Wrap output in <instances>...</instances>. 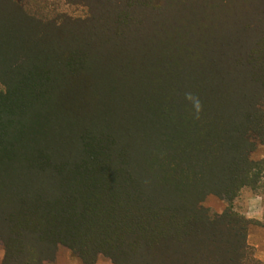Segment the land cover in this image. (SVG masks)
<instances>
[{"label": "trees", "instance_id": "obj_1", "mask_svg": "<svg viewBox=\"0 0 264 264\" xmlns=\"http://www.w3.org/2000/svg\"><path fill=\"white\" fill-rule=\"evenodd\" d=\"M142 41L139 59L119 66L110 53L98 61V49L74 48L66 55L54 53L58 69L37 60L26 73L17 65L6 70L10 82L3 81L7 90L0 94V139L9 140L5 163L13 175L4 181L11 187L6 194L20 198L16 207L28 219L29 212L40 218L43 203L56 210L44 222L29 219L24 227L16 226L21 235L25 230L41 236L28 246L37 254L36 264L53 258L57 242L87 264L97 253L118 264H167L171 243L185 246L200 235L211 238L209 218L200 206L203 197L214 193L232 200L263 165L249 158L254 149L250 136L264 128L261 116L255 124L248 116L239 122L235 110H224L248 83L200 77L205 71L197 61L198 38L193 50L180 36L159 40L160 49ZM191 56L197 57L194 62ZM2 65L0 60V73ZM53 84L63 91L60 99L51 93ZM43 102L50 105L41 108ZM255 105L250 103L253 115ZM53 139L59 147L56 163ZM28 140L40 147L33 160L21 165L13 148ZM39 175L40 185L46 179L60 182L57 205L39 204L37 194L30 200L21 195L22 187ZM232 249L243 256L245 239Z\"/></svg>", "mask_w": 264, "mask_h": 264}, {"label": "rangeland", "instance_id": "obj_2", "mask_svg": "<svg viewBox=\"0 0 264 264\" xmlns=\"http://www.w3.org/2000/svg\"><path fill=\"white\" fill-rule=\"evenodd\" d=\"M178 35L189 41L191 50L196 48V39L200 40L202 51L198 58L195 56L205 71L200 77L215 79L214 82L233 79L238 84L241 80L248 83L233 95L236 102L224 108L225 112L235 110L239 122L248 116L255 124L258 115L264 122V85L261 84L264 81V0H0V54L6 51L4 58L0 56L3 63L0 94L7 90L3 81L10 82L6 70L13 65L26 73V67L39 60L48 69H58L53 66L56 64L54 53L66 55L77 48L98 49L99 53L94 54L98 61L110 53L115 59L114 66H119L139 59L137 56L143 54L142 39L159 47L163 43L159 40L167 36L174 41ZM174 44L178 42L175 40ZM195 57L191 56L190 61L194 62ZM257 77L259 80L252 82ZM52 88V95L60 99L62 89L55 84ZM254 102L257 111L253 115L250 103ZM43 103L41 108H46L48 103ZM250 137L254 149L249 158L263 163L254 172L251 184L242 187L230 201L214 193L205 195L200 206L205 209V218H209L206 231L211 238L200 235L199 242L192 239L185 246L178 241L171 243L173 256L167 264H254V261L264 264V128ZM5 140L0 139V264H36L37 254L30 252L28 246L33 242L38 244L41 236L29 235L25 230L21 235L16 226L24 227L29 219L44 222L46 214L54 215L56 210L48 209L43 202L53 201L57 205L60 182L57 178L46 179L40 185V175L31 177L33 184L24 185L21 195L30 200L32 194H37L42 199L38 203H43L39 210L42 216L37 219V213L33 212L26 213L29 219L22 216L16 207L19 200L15 201L19 197L6 194L11 187L4 181L13 175L6 170L5 162L10 154L7 153L9 140ZM55 140L50 147L55 156L52 161L56 163L59 147L55 146L58 145ZM39 147L29 140L21 141L14 146L13 154L22 165L34 159ZM53 227L56 235L59 227L56 224ZM242 238L248 246L243 256L232 249ZM52 247L53 258L43 260L42 264H87L67 245L57 242ZM183 248L187 249L182 254ZM49 250L45 253H50ZM88 264L118 263L97 253L93 263Z\"/></svg>", "mask_w": 264, "mask_h": 264}]
</instances>
